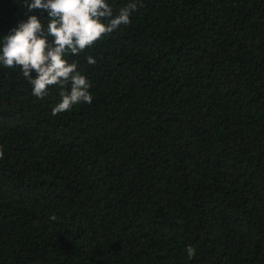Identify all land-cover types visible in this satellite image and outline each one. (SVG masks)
Here are the masks:
<instances>
[{
  "label": "trees",
  "instance_id": "1",
  "mask_svg": "<svg viewBox=\"0 0 264 264\" xmlns=\"http://www.w3.org/2000/svg\"><path fill=\"white\" fill-rule=\"evenodd\" d=\"M142 4L66 57L91 104L0 65V264H264V0Z\"/></svg>",
  "mask_w": 264,
  "mask_h": 264
},
{
  "label": "clouds",
  "instance_id": "2",
  "mask_svg": "<svg viewBox=\"0 0 264 264\" xmlns=\"http://www.w3.org/2000/svg\"><path fill=\"white\" fill-rule=\"evenodd\" d=\"M23 7L27 13L40 14L28 15L26 22L3 36L0 65L7 69L19 67L37 98H46L49 86H57L60 100L52 109L56 116L77 104L93 101L91 83L78 70L77 63H70L66 57L79 55L122 25H129L130 17L143 4L142 0H130L115 16L107 0H23ZM87 62L96 63L91 56ZM69 85L70 90H66ZM50 219L55 221L56 216ZM186 253L192 259L196 249L188 246Z\"/></svg>",
  "mask_w": 264,
  "mask_h": 264
}]
</instances>
